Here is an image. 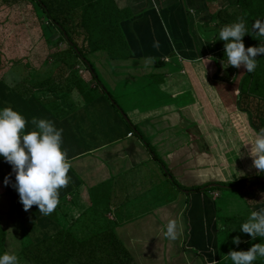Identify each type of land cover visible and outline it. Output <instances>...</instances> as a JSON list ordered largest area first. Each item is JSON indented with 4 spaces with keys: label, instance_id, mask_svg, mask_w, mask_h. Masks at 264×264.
I'll list each match as a JSON object with an SVG mask.
<instances>
[{
    "label": "crops",
    "instance_id": "1",
    "mask_svg": "<svg viewBox=\"0 0 264 264\" xmlns=\"http://www.w3.org/2000/svg\"><path fill=\"white\" fill-rule=\"evenodd\" d=\"M116 1L137 15L122 22L133 56L119 65L113 62L115 70H119L117 66L126 67L123 69L127 71L138 70L133 76H151L146 86L154 81L160 85L173 74L166 68L156 71L153 60H174L180 78L173 83L165 81L160 92H117L120 84L114 78L119 76L114 77L109 66L92 57L99 72L112 84L110 93L127 114L120 115L101 87L69 91L74 92V97L69 94L70 102L79 110V120L74 122L80 135L70 130L62 132L68 135L63 136L61 148L67 154L70 178L63 190L70 192L57 212L67 214L66 218L74 219L82 228L93 222L99 224L106 209L110 221L116 224L117 235L137 264H231L227 259L229 250H247L258 243V238L253 240L242 233L239 225L264 204L249 206L244 198L238 204L226 203L224 212L216 204L218 190L187 193L171 182L166 169L187 187L231 183L257 174L256 169L243 174L233 166L237 157L243 165L247 162L245 136L253 140L256 135L247 114L239 111L236 104L239 80L245 69L239 67L234 83L215 79L219 69L213 42L216 26L206 0ZM154 40L159 42L158 48L152 47ZM20 74L2 80L15 92H51L47 82L34 80L44 74L34 73L30 83L23 80L28 74ZM172 87L177 91L171 92ZM127 117L153 146L165 167L154 159L139 137L128 132ZM239 140L243 141V149L235 147ZM231 150L239 155L233 156ZM73 153L83 154L72 157ZM168 193L172 195H164ZM5 195L0 196V201L4 199L0 205L9 201L12 206L8 217L0 212L6 249L7 244L17 241L20 247L16 249L20 251L21 223ZM161 195L162 203L158 200ZM6 218L12 219L10 228ZM168 220L177 226L175 240L163 235ZM233 237H239L241 242L233 244ZM184 246L196 250L198 255L185 251ZM16 251L13 253L17 256ZM253 263L258 264V258Z\"/></svg>",
    "mask_w": 264,
    "mask_h": 264
},
{
    "label": "trees",
    "instance_id": "2",
    "mask_svg": "<svg viewBox=\"0 0 264 264\" xmlns=\"http://www.w3.org/2000/svg\"><path fill=\"white\" fill-rule=\"evenodd\" d=\"M164 1V0H159ZM207 1V0H206ZM219 8L211 14V19L216 26L214 47L216 49V62L218 71L215 79L227 80L234 83L237 79L239 68L233 67V75L224 77L222 63H226L223 53V41L216 39V34L223 26L229 25L241 18L245 29H251L254 20L264 18V0H216ZM0 10H12L17 15L25 17L24 22L34 27L41 33L44 43H51L50 37L59 32L66 46L54 55L56 68L53 74L42 78H34L40 83L49 85L51 92H15L3 80L6 70V55L0 48V107H11L20 113L26 121L32 117L44 118L56 122L58 128L79 133L77 123L79 110L70 102L69 94L75 89H84L82 78L76 69L83 63L89 74L102 88L104 95L112 105L120 111V115L127 114L112 96L92 57L101 58L107 63L124 62L132 58L133 53L127 37L122 28V22L134 18L137 14L128 6L120 7L116 0H0ZM24 24V23H23ZM254 36H252V35ZM245 33L242 37L245 48L248 46L264 45V38L255 37L254 33ZM62 43V42H61ZM104 58V59H103ZM256 58V68L253 72H244L239 80L237 108L248 116L252 129L257 133L264 128V55ZM154 65L164 64L161 59H154ZM23 64V60L11 61V66ZM27 69L30 66L25 64ZM29 76L32 72H28ZM33 79H29V83ZM51 85V86H50ZM128 132L134 133L143 142L150 154L164 166L153 146L143 136L141 131L127 117ZM76 126V127H74ZM32 126L26 123L25 131ZM127 132V133H128ZM64 135L62 133V138ZM84 153V152H83ZM83 153H73L76 157ZM68 158V157H67ZM165 167V166H164ZM166 169V168H165ZM171 182L179 189L192 192L216 191L222 186L181 185L166 169ZM5 176L8 183H4ZM14 182V173L8 163L0 157V195L7 194L12 205L19 215L22 230L21 249L22 256L30 264H137L130 251L115 231V223L106 220L95 224L91 231L73 229L72 224H65L58 217L57 208L48 216H42L35 205L24 211L19 202L18 193L11 186ZM225 187H239L244 189V198L249 206L264 204V174L245 177L231 183L217 182ZM246 183V184H243ZM243 184V185H242ZM59 190V208L62 201L69 194ZM186 237L188 235V220L186 211ZM63 221V222H62ZM82 231L83 234L80 232ZM258 243L264 239L258 238ZM184 250L198 255L193 249ZM6 231L0 225V253H5ZM18 257V256H17ZM254 264V263H253ZM258 264H264V259L258 258Z\"/></svg>",
    "mask_w": 264,
    "mask_h": 264
},
{
    "label": "clouds",
    "instance_id": "3",
    "mask_svg": "<svg viewBox=\"0 0 264 264\" xmlns=\"http://www.w3.org/2000/svg\"><path fill=\"white\" fill-rule=\"evenodd\" d=\"M245 33L264 38V18L254 20L250 31L245 29L241 18L219 29L215 40L224 42L223 53L227 62L222 63L223 67L243 66L248 73L256 68L255 57L264 55V45L245 48L242 41ZM152 47L158 48L159 42L154 40ZM26 123L32 126L30 130L25 131ZM61 144L62 129L51 120L32 117L26 121L11 107H0V157L14 173L11 186L18 193L24 211L35 205L42 216H48L56 208L59 190L65 188L70 179L66 151ZM250 145L252 166L257 174H264V128L258 130ZM4 183H8L7 176ZM239 229L253 240L264 239V207L251 211ZM163 235L170 240L177 238V226L173 220L164 225ZM240 242L239 237H233V244ZM257 258L264 259V243H254L247 250H229L227 253L231 264H253ZM0 264H18V258L14 253H0Z\"/></svg>",
    "mask_w": 264,
    "mask_h": 264
},
{
    "label": "rangeland",
    "instance_id": "4",
    "mask_svg": "<svg viewBox=\"0 0 264 264\" xmlns=\"http://www.w3.org/2000/svg\"><path fill=\"white\" fill-rule=\"evenodd\" d=\"M208 5H209V14L211 16V14L213 12H215L218 8H219V4L217 3L216 0H207ZM12 10H0V48L2 49V51L4 52V54L7 57L8 62H6V67H5V71L3 73V78L6 76L8 77L13 76L15 74L17 75H21L20 73L23 74H28L24 75L23 80L25 81L29 79H32L34 73H42L44 74L43 77H45L46 75L48 76L49 74H53L56 68V63H55V53L59 52L62 48H64L66 46V42L62 41L61 39V35L59 32H56L55 34H53L50 37L51 43H44L43 37H41V33L39 31L34 30V27H30L31 25H29L28 23H25V17L23 15H17V12L15 14V16H13L14 13L9 12ZM24 23V24H23ZM213 23V22H212ZM62 42V43H61ZM15 59H21L23 60V64H25L27 62V65H29L31 69H27L25 67V65L23 64H18V65H14L11 66V61L15 60ZM100 60H98V62L100 64H106L107 67L109 66L110 68H108L109 71H111V73L113 72L114 80H116L115 82L118 83V86L120 84V86L118 87V89L116 90L117 92H120L121 89H125L122 92H160L162 91L163 87H165V81H169L171 83L175 82V80H177V78H180V73H179V66L176 64V62L174 60H172V62L170 63H164L160 66H157L156 71H160L162 70V68H166V69H170V73L173 74L172 78H167L165 77V80H163V84H158V82L154 81L152 82V84L150 86H146L148 85V81L151 80V76L143 78L142 76H133L134 74L137 73L138 70H129L127 71L126 67H122V66H117V68H119V70H115V65H113L112 63H107L108 61L104 62L101 58H99ZM104 59V58H103ZM132 60V59H131ZM208 62H210V60H207ZM226 64V63H223ZM130 65V64H129ZM19 69H16L18 68ZM222 67L223 70V75L225 77H229L230 75H233V67L232 66H228V67ZM76 69L78 70L80 76H81V80H82V84L83 86L89 90V91H93L95 89L100 88V86L97 84V82L92 78V76L89 74V72L87 71L86 66L83 63H80V65H78L76 67ZM146 69V68H145ZM99 71V70H98ZM147 71V70H146ZM18 72V73H17ZM28 72H32V74L29 76ZM117 72H121V73H117ZM99 76L100 78L103 80V82L105 83V85L107 86V88L110 90H112V84H110V81L101 73L99 72ZM125 76V77H122ZM144 76V75H143ZM122 77V78H121ZM36 78V77H35ZM184 78V77H181ZM120 80V81H119ZM13 83V82H12ZM146 86V88H144ZM148 89V90H146ZM178 88L176 87H172L171 88V92H176ZM74 92H71L70 94H72V96L74 97ZM70 99L72 97H69ZM72 101V100H71ZM73 102V101H72ZM69 131V129L67 128V132ZM64 133V130H63ZM65 135V134H64ZM77 135H80L79 133ZM68 136H66L67 138ZM245 139L247 140V149L245 152V154H247V162L243 165L242 161L238 160L237 157V161H235V165L234 166V170L240 171L243 174H245V172H249L254 170L255 168L252 166V157L249 155L250 152V142L252 141V137H247L245 136ZM236 148L241 147L243 149V141L239 140L235 146ZM72 149L75 150V146H72ZM232 151V150H231ZM233 156L235 155H239L236 151H232ZM240 154H244V150H242L240 152ZM67 155V154H66ZM164 184V183H162ZM244 184V183H243ZM242 184V185H243ZM155 187H160L159 185L155 186ZM245 190L242 189L240 190L239 188H220L218 189V193L220 195V197H218L216 204H218L219 207H221L223 209V211L225 212V205L226 203L230 202V203H234V204H238V202H243L244 201V193ZM144 194V193H143ZM7 195V194H6ZM5 195V196H6ZM148 194H146L147 196ZM166 196H171L172 194L168 193V194H164ZM2 196V195H0ZM165 197V196H164ZM132 199V198H131ZM163 195H161V197L158 200H161L159 202H163ZM4 200L3 198H1L0 202H4L2 201ZM156 199V201H158ZM7 202V201H6ZM158 202V203H159ZM9 201L7 202L6 205L1 206L0 205V212H2L4 214V216L8 217L7 213L10 212V210L12 209V206L8 204ZM7 207V208H6ZM58 209V207H56ZM62 208V203L61 205H59V209ZM56 209V210H57ZM16 210V209H15ZM143 211L144 208H142ZM141 210V211H142ZM63 211V210H61ZM222 212V213H224ZM17 213V211H16ZM6 214V215H5ZM57 214L60 216V218L63 221H67L69 222V224H72V227L74 229H80V230H85L90 232L91 231V227L92 225H95L94 222L93 224H88L86 227H82L80 228L79 224L77 221H74V219H69L68 217L66 218V216H68L67 214H63V213H59L57 212ZM116 214V212H115ZM58 216V217H59ZM90 216H92L90 214ZM19 218V215H18ZM7 219V218H6ZM107 219H110L109 214L107 212L106 209L103 210V214L102 216H100L99 218V224L105 222ZM71 220H73V222H71ZM12 219L8 218L7 219V228H10L9 225L11 223ZM62 221V222H63ZM12 224V223H11ZM66 224V223H65ZM19 229V227H18ZM81 234L82 231L80 232ZM14 237L16 238V236L14 235ZM17 240V239H15ZM17 242V241H15ZM14 241H12L11 245L7 244V250L10 252V254H13L14 251H16L17 249H19L20 247V242H17L15 244ZM17 245V246H16ZM17 247V249H16ZM17 253V258H18V264H30L28 263L22 256H20L19 254V250L16 251ZM74 264V263H71Z\"/></svg>",
    "mask_w": 264,
    "mask_h": 264
},
{
    "label": "water",
    "instance_id": "5",
    "mask_svg": "<svg viewBox=\"0 0 264 264\" xmlns=\"http://www.w3.org/2000/svg\"><path fill=\"white\" fill-rule=\"evenodd\" d=\"M210 186H222V185H219V184H212Z\"/></svg>",
    "mask_w": 264,
    "mask_h": 264
},
{
    "label": "built area",
    "instance_id": "6",
    "mask_svg": "<svg viewBox=\"0 0 264 264\" xmlns=\"http://www.w3.org/2000/svg\"><path fill=\"white\" fill-rule=\"evenodd\" d=\"M166 60H168V59L166 58Z\"/></svg>",
    "mask_w": 264,
    "mask_h": 264
}]
</instances>
